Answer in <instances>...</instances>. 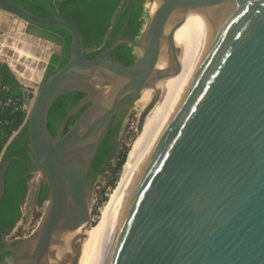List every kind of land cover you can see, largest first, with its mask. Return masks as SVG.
<instances>
[{"label":"water","instance_id":"water-1","mask_svg":"<svg viewBox=\"0 0 264 264\" xmlns=\"http://www.w3.org/2000/svg\"><path fill=\"white\" fill-rule=\"evenodd\" d=\"M135 1L129 0L113 41L88 59L71 22L0 0L4 62L25 60L14 50H23L22 43L9 36L16 22L28 38L56 48L42 64L45 71L62 46L29 33V25L60 28L71 38L59 71L38 88L20 84L28 112L8 144L25 130L30 157L0 164V201L14 160L27 167L24 178L40 172L48 197L24 248H11L16 256L2 264H79L85 239L79 231L92 215V162L113 118L152 88L138 116L141 131L159 98L156 84L178 71L174 33L191 14L195 50L187 79L90 264H264V0H157L133 39L123 32ZM120 44L135 48L131 65L110 58ZM161 58L167 62L162 69ZM74 92L83 97L52 135V105Z\"/></svg>","mask_w":264,"mask_h":264},{"label":"trees","instance_id":"trees-1","mask_svg":"<svg viewBox=\"0 0 264 264\" xmlns=\"http://www.w3.org/2000/svg\"><path fill=\"white\" fill-rule=\"evenodd\" d=\"M9 3L24 5L33 14L53 17L54 13L71 22L79 30L86 50L85 57L94 58L101 49L109 45L123 26L129 0H6ZM146 0H136L123 35L136 39L147 22ZM29 33L52 41L62 46L61 54H54L48 65L44 82L59 71L68 59L70 35L63 29L29 25ZM137 54L135 48L126 44L118 45L110 58L123 65H131ZM0 164L11 156L29 159L27 155L28 137L25 130L18 133V138L8 142L24 123L22 94L20 85L6 64L0 65ZM83 97L82 93L65 94L59 97L49 112L48 127L55 135L62 118ZM9 104L7 105V102ZM83 111V110H82ZM77 116L71 117L64 132L74 123ZM126 111L117 114L99 147L92 162L88 181H109L114 186L118 173L126 161L128 148L121 142V132ZM27 167L19 160L11 162L5 173L4 193L0 201V232L9 234L24 218L23 205L29 195V181L33 175L24 178ZM95 179V180H92ZM48 197L47 186L39 183L34 193V206L41 208ZM37 217L40 214H36ZM91 228V227H90Z\"/></svg>","mask_w":264,"mask_h":264},{"label":"bare ground","instance_id":"bare-ground-1","mask_svg":"<svg viewBox=\"0 0 264 264\" xmlns=\"http://www.w3.org/2000/svg\"><path fill=\"white\" fill-rule=\"evenodd\" d=\"M158 7V1L154 0L149 10L153 13ZM173 22V20H172ZM175 45L178 48L179 67L176 74L159 81L156 88L159 90V98L148 114L143 128L137 131V139L130 152L126 162L122 167V172L113 191L104 204L100 217L95 225L84 232L85 239L82 245L79 264H90L96 247L116 216L122 199L127 192L131 181L136 174L152 140L164 123L167 115L175 104L182 87L187 79L192 63L195 39L193 29L192 14L187 17L185 22L174 33ZM167 62L161 58L158 68H165ZM154 90L152 88L143 91V99L148 101ZM71 234L68 238H72Z\"/></svg>","mask_w":264,"mask_h":264},{"label":"rangeland","instance_id":"rangeland-1","mask_svg":"<svg viewBox=\"0 0 264 264\" xmlns=\"http://www.w3.org/2000/svg\"><path fill=\"white\" fill-rule=\"evenodd\" d=\"M146 8H150L152 6L151 0H146ZM143 93L139 96V98L134 101L127 109H126V118L123 123L122 132H121V142L123 146L128 148L127 156L130 150L132 149L134 142L137 139V131L136 125L140 112L144 108V106L148 103L143 99ZM126 156V159H127ZM126 162V161H125ZM123 167V166H122ZM122 169L118 173L114 186L108 185V180L105 178L103 181L95 180V182L91 185L90 189V206H91V221L88 225H86L80 233L86 232L90 227L95 225L100 217L101 210L108 200L109 195L113 191L119 177L121 175ZM38 178H40V174L37 172L33 174L32 178L29 181L30 192L26 202L23 205V214L24 218L22 221L17 224V228L19 232H22L24 235H29L36 228L43 210L44 206L41 208H36L34 206V193L37 189ZM40 214L38 217L36 214ZM16 228V229H17Z\"/></svg>","mask_w":264,"mask_h":264},{"label":"crops","instance_id":"crops-1","mask_svg":"<svg viewBox=\"0 0 264 264\" xmlns=\"http://www.w3.org/2000/svg\"><path fill=\"white\" fill-rule=\"evenodd\" d=\"M13 26L16 27V31L12 34H9V36H11L13 39L15 38L18 43H22L23 45V50H17L16 48H14V50L23 55L24 59L29 61V63H27L25 60L20 62L18 59L11 58V63H6L0 59V65L6 64L9 67L17 79L19 85L25 81L34 88H38L44 82L46 75V71L44 70L42 64L47 63L46 57L49 56V54H53V50H56V48H50V45L43 43L40 40L34 39L33 37L28 38L24 32V26L21 22H16L13 24ZM20 91L22 94L21 88ZM22 111H24L26 119L28 109L24 103L22 106Z\"/></svg>","mask_w":264,"mask_h":264},{"label":"flooded vegetation","instance_id":"flooded-vegetation-1","mask_svg":"<svg viewBox=\"0 0 264 264\" xmlns=\"http://www.w3.org/2000/svg\"><path fill=\"white\" fill-rule=\"evenodd\" d=\"M125 111L126 110H123V112H121L119 114V116L124 114ZM27 155L30 157L29 149L27 150ZM38 173L40 174V172H38ZM92 180H95V179L91 178V181ZM40 182H41L40 178H38L37 187H38ZM90 184H91V182H90ZM29 192H30V187H29ZM16 228L17 227H15L9 234H5L3 231L0 232V264L6 262L7 260L16 256V253L14 251H12L11 248H15V249L24 248V244H25L26 239L32 234V233H30L27 236L23 235L22 232H19L18 228L17 229Z\"/></svg>","mask_w":264,"mask_h":264},{"label":"built area","instance_id":"built-area-1","mask_svg":"<svg viewBox=\"0 0 264 264\" xmlns=\"http://www.w3.org/2000/svg\"><path fill=\"white\" fill-rule=\"evenodd\" d=\"M3 90V88H0V92ZM9 104V101L7 102V105ZM24 235V234H23Z\"/></svg>","mask_w":264,"mask_h":264}]
</instances>
